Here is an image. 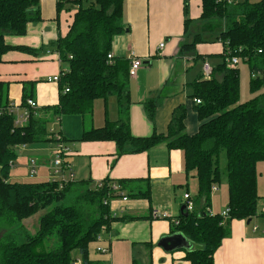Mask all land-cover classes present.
I'll list each match as a JSON object with an SVG mask.
<instances>
[{"label": "trees", "instance_id": "1", "mask_svg": "<svg viewBox=\"0 0 264 264\" xmlns=\"http://www.w3.org/2000/svg\"><path fill=\"white\" fill-rule=\"evenodd\" d=\"M125 1H73L76 11L68 33L53 45L67 68L60 72L59 103L42 108L36 115L32 111L27 125L15 126L14 117L7 112L11 105L9 83L0 82V221L20 224L45 212L35 236L23 230L19 242L9 238L0 246V264H76L75 252L81 264H104L91 259V246L114 223L142 218L114 216L111 203L120 198L150 202L152 185L148 179L106 178L101 187L93 181H9L19 158L17 147L58 143L56 134L48 128L53 119L80 115L93 122L95 102L112 95L117 97L120 120L114 123L106 119L104 127L84 131L78 141H112L117 146L118 158L145 153L163 143L169 150L182 151L186 174L194 173L198 182V194L193 199L196 210L190 213L185 209L170 222L173 234H181L199 246L186 252L187 262L215 264L214 255L230 235L231 222L249 221L259 214V203L264 199L258 193V164L264 162V94L249 103H240L239 68L230 67L228 60L237 57L247 61L252 89L264 87L260 82L264 76V0H198L202 5V20H223L225 24V30L217 38L224 47L220 56L223 63L213 69L210 78L201 76L193 83L194 94L190 98L201 125L197 133L186 134L187 109L179 107L173 113L167 135L154 133L146 138L134 137L130 131L131 61L108 59L114 38L125 31ZM183 1L187 31L191 24L189 4L193 0ZM64 4V0L57 1L58 19ZM42 20L40 0H0V64L11 51L38 55L42 48L12 46L5 37L25 36L30 24ZM206 41L202 35H196L194 41L182 45L181 55L195 52L196 46ZM32 98L24 91L21 106H26ZM196 100L201 104H196ZM146 110L154 122L156 102L151 100ZM61 140L69 143L63 137ZM223 151L227 156V218L207 212L212 187L221 180L219 157ZM49 241H53V246L40 250ZM133 264L139 263L134 260Z\"/></svg>", "mask_w": 264, "mask_h": 264}, {"label": "crops", "instance_id": "2", "mask_svg": "<svg viewBox=\"0 0 264 264\" xmlns=\"http://www.w3.org/2000/svg\"><path fill=\"white\" fill-rule=\"evenodd\" d=\"M57 1L40 0L43 20L30 24L27 35L5 37L6 43L12 46L36 50L48 47L42 56V50L38 55L20 51H11L4 55L0 64V82L9 83V101L13 105L21 103L24 91L31 94L40 110L59 103L58 84L48 82V78L59 75L61 70L67 68L58 62L56 54H47V51L54 48L53 45L60 37L67 35L69 28L63 33L60 32ZM201 15V2L191 1L188 10L191 24L186 31L183 0L125 1L123 18L125 31L114 38L111 54L116 58L126 59L134 55L143 62V67L136 76L130 78L129 82L131 105L128 116L130 131L134 137L146 138L154 133L167 135L173 113L179 107L187 106L197 115L193 111L191 96L187 97L189 94L187 86L192 84L193 87V83L201 76L204 77V67L192 82L191 71L195 68L193 66L198 60L207 64L211 57H220L224 51L221 43H201L196 46L195 52L181 55L182 45L189 43L187 36L190 26L193 23L207 24L204 27L210 25V21L202 20ZM163 43L165 47L160 51L159 46ZM151 100L157 104L154 122L150 121L146 110ZM97 101L93 122L88 123V120L80 115L71 118L72 125L69 127L65 126L63 117L53 120L55 122L53 126L58 125L60 129L52 128L50 131L54 130L53 133L56 135L59 133L58 136L69 141L65 145L70 151L63 156V161L70 172L65 171V175L67 177L73 175V181H93L95 184L110 178L115 181L148 179L152 185L150 202L143 199L124 201L122 198L112 201L111 210L114 216L142 218L114 223L111 230L104 233L99 241L105 243L106 247H98L97 251L109 253L108 264H133L134 260L139 264H190L185 260L186 252L189 251L186 248L168 252L159 246L163 238L176 235L172 233L170 220L182 214V208L185 206L184 195L189 194L192 197L189 179L197 180L195 174L190 178L184 171L182 151L169 150L163 143L148 152L118 158L117 146L112 141H78L84 131L104 127L106 119L116 123L121 118L116 99L107 100L105 120ZM200 125L198 120L197 127L188 135L197 133ZM49 144L55 148L54 143ZM35 146H26L22 151L29 152L33 150L30 148ZM29 160H34L37 167L44 166L48 171L51 169L52 163L49 164L50 161H44L40 156L30 157ZM17 178L12 179L18 180ZM263 195L264 192L260 196ZM212 199L211 197L209 210L214 214H222L228 208L227 205L226 209L216 213ZM178 206V215L166 214L167 211L175 212ZM154 210H158L162 215L166 214L168 219L155 218ZM255 227L258 228L257 231H254ZM188 242L193 250L199 248ZM214 261L215 264H264V199L259 203V214L250 224L248 221L240 220L231 222L230 235L215 253Z\"/></svg>", "mask_w": 264, "mask_h": 264}, {"label": "rangeland", "instance_id": "3", "mask_svg": "<svg viewBox=\"0 0 264 264\" xmlns=\"http://www.w3.org/2000/svg\"><path fill=\"white\" fill-rule=\"evenodd\" d=\"M65 4L63 5V8L59 14V29L60 32L63 33L65 30H67V28H69L71 22H72V17L75 13V8L73 9V1L74 0H64ZM84 5H87L86 3H84ZM57 24V25H58ZM206 24V23H204ZM210 25L207 27H204L206 25H203L202 23H193L190 28H189V33L187 36V39L189 40V42L191 43L192 41H194L195 36L200 34L202 35V38L206 41V43L209 44H218L221 43L219 41H217V38L219 37V35L225 30V24L223 20H212L209 23ZM213 39V40H210ZM164 44V43H163ZM165 45V44H164ZM45 48L42 50L41 52V56L45 55V51L48 50L47 46H44ZM50 50H54L53 48ZM207 63V62H206ZM223 63V58L222 57H211L210 61L207 63L212 69H216L219 65H221ZM205 64V62L203 61H199L195 63V65L193 67H195L192 71H191V76H193V81H195L196 77L200 74V72L202 71V68L204 67L203 65ZM229 65H231V63H229ZM239 68V72H240V103L242 104H246L251 102L252 100L262 97V95L264 94V87L260 88V89H256L253 90L252 86H251V75H250V65L247 61L241 59L239 60V64L237 66ZM66 68V67H65ZM129 78H132L131 76H129ZM45 79V78H42ZM192 82H189L192 83ZM260 82L263 83L264 85V76L260 77ZM188 90H189V94L187 97H190L194 94V90L191 86H187ZM186 97V98H187ZM109 98H112L113 100H117V97L115 95H112ZM107 99V100H108ZM107 100H103L100 99L99 101V107L102 110V115L103 118L105 120V113H106V106L108 107V103ZM106 102V103H105ZM185 102V101H184ZM186 103V102H185ZM96 104L95 103V114H96ZM191 104V103H189ZM13 105V104H11ZM186 109L188 108L187 106H185ZM73 116L72 115H66L64 116V122L66 127H69L72 125L71 123V118ZM54 120V119H53ZM52 120V122H50L48 124V128L49 130L54 128L55 130H59L60 126L54 125V121ZM197 121H198V117L197 115H195L192 111L191 108H188L187 110V117L185 120V133L186 134H190V132L192 131V129H195L197 127ZM88 123H90V121H88ZM87 123V124H88ZM69 148V147H68ZM33 149L31 151H22V149L17 150L19 158L17 159V161L15 162L14 168L11 170V178H10V182H46L48 181H53L52 179H54V172L53 170H47L45 169L44 166H39L37 167V176L36 177H30L29 175V171H30V157H42V159H44V161H50V163H53L56 160V150L55 148L52 147L51 144L49 143H42V144H38L37 146L30 148ZM27 150V149H26ZM70 150V148H69ZM220 163H219V167H220V173H221V180L219 184H216L215 187H217L219 189L218 192H212V202H213V209L216 213L222 211L223 209H226L228 203H229V193H228V173H227V156L226 153L223 151L220 153V157H219ZM40 167H42L43 169H41ZM184 171H185V162H184ZM186 172V171H185ZM262 173V175H261ZM194 173H191V175H189L190 178H193L192 175ZM258 174H259V194L262 195L264 192V162H260L258 164ZM13 177H18V180H14L12 179ZM189 186H190V194L192 195V197H195L198 194V182L195 178L193 179H189ZM118 200V199H117ZM139 199H130V201H137ZM115 201V200H114ZM143 201V200H142ZM228 210V208L223 211L226 212ZM169 212V213H168ZM45 212H40L39 214L33 216L32 218L28 219V220H24L22 223L20 224H8L6 221H0V246L3 244H6L10 239L16 240L17 242H19L21 240V236L23 230L27 233H29L31 236H35L39 230L40 227V218L41 216L44 214ZM172 214V215H178L179 213V206L176 208L175 212H171V211H167L166 214ZM174 213V214H173ZM222 213V212H221ZM53 246V241H49L47 242L43 247L40 248V250H44V249H50ZM98 247H106L105 243H99L96 242L95 244H93L90 248V257L92 260L94 261H101L104 264H108V260H109V256H107L109 253L107 254H103L102 251L98 252L97 248ZM74 259L76 262L80 261L79 258V254L78 252H75L74 254Z\"/></svg>", "mask_w": 264, "mask_h": 264}, {"label": "built area", "instance_id": "4", "mask_svg": "<svg viewBox=\"0 0 264 264\" xmlns=\"http://www.w3.org/2000/svg\"><path fill=\"white\" fill-rule=\"evenodd\" d=\"M230 1H236V0H230ZM165 47L164 44H161L159 46V50H163V48ZM56 54L58 57V62H60V64H62V60H61V56L58 52H53L51 50L47 51V54ZM113 55L109 54L108 55V59L112 60L113 59ZM131 61L130 64V70H129V75L131 77L136 76L137 72L143 67V62L138 59L136 56L132 55L129 57V59ZM228 63H231V65H229L232 68H236L239 64V59L237 57L228 60ZM213 72V69L208 65L205 64L204 66V77L205 79H208L211 77ZM60 81V73L59 75H56L55 77H49L48 78V82L50 83H55L58 84ZM65 92H69V90H65ZM196 104H201L200 100H196ZM40 110V107L38 105L37 102H35L33 99H28L27 100V105L26 106H21V104L19 105H10L8 108V114L12 115L14 117V123L15 126L18 127H23L25 125H27L31 119V114L32 111L35 113V115L37 114V112ZM54 130L51 131V133H53ZM55 134V133H54ZM57 140H59L58 143L55 144V150H56V160L52 163L51 166V170H53L54 172V179L52 180H58L60 182H70L74 180V176L73 175H69V177H67V175H65V171L70 172L69 169L66 168V165L63 161V156L65 154H68V152L70 151L69 148L65 145V143L60 139L61 137L56 135ZM24 149L26 148V146H20L17 147V149ZM29 175L30 177H36L37 176V164L34 160H30V171H29ZM99 187H101V183H99ZM218 188L217 187H212V192H217ZM185 198V209L188 212H194L196 210V206L194 203V200L192 199V197L189 194H185L184 195ZM124 201L127 200V198H123ZM207 212L210 215H214V213L212 211H210L209 209L207 210ZM153 216L155 218H163V219H167L168 216L166 214H161L158 210H154L153 211ZM222 217L227 218L228 217V211L224 212L221 214ZM258 228L255 227L254 231H257ZM101 238H98V240H100ZM99 251H101L99 249ZM76 264H81V262H77Z\"/></svg>", "mask_w": 264, "mask_h": 264}, {"label": "water", "instance_id": "5", "mask_svg": "<svg viewBox=\"0 0 264 264\" xmlns=\"http://www.w3.org/2000/svg\"><path fill=\"white\" fill-rule=\"evenodd\" d=\"M185 210V206L182 208V212ZM251 220L248 221L250 224ZM159 246L164 250L171 252L178 248H186L187 250L192 249V245L188 242V240L181 234H176L174 236L163 238Z\"/></svg>", "mask_w": 264, "mask_h": 264}]
</instances>
